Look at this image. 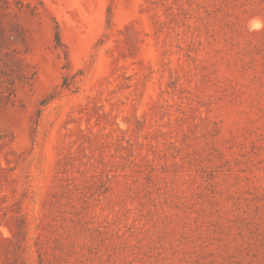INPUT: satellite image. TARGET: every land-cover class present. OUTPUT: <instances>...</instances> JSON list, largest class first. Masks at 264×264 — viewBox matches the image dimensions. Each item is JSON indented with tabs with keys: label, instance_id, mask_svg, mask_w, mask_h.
<instances>
[{
	"label": "rangeland",
	"instance_id": "374dc122",
	"mask_svg": "<svg viewBox=\"0 0 264 264\" xmlns=\"http://www.w3.org/2000/svg\"><path fill=\"white\" fill-rule=\"evenodd\" d=\"M0 264H264V0H0Z\"/></svg>",
	"mask_w": 264,
	"mask_h": 264
},
{
	"label": "trees",
	"instance_id": "16d2710c",
	"mask_svg": "<svg viewBox=\"0 0 264 264\" xmlns=\"http://www.w3.org/2000/svg\"><path fill=\"white\" fill-rule=\"evenodd\" d=\"M57 42H58V44H60L61 43V37H60V35H59V33H57Z\"/></svg>",
	"mask_w": 264,
	"mask_h": 264
}]
</instances>
